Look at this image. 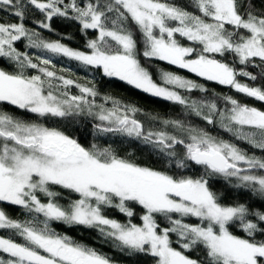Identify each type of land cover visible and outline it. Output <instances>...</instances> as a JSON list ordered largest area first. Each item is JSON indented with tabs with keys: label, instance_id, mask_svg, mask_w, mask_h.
Masks as SVG:
<instances>
[{
	"label": "snow or ice",
	"instance_id": "6c2138e0",
	"mask_svg": "<svg viewBox=\"0 0 264 264\" xmlns=\"http://www.w3.org/2000/svg\"><path fill=\"white\" fill-rule=\"evenodd\" d=\"M188 7L169 0H0V12L15 20H0V60L14 66L0 68V205L28 217L0 207V230L9 233L0 235V264H113L51 222L95 230L102 243L154 264H264V238L257 239L264 237V109L229 94L209 96L205 84L171 71H161L157 83L140 59L264 104V84L255 85L264 80V10L253 0H190ZM36 14L41 19L27 26ZM55 19L77 32L48 39L42 30L54 32ZM73 35L81 47L64 42ZM54 57L76 62L93 79L58 73ZM96 75L179 105L181 117L141 119L138 106L101 93ZM194 90L204 97L184 94ZM81 136L93 142L85 146ZM101 139L138 142L162 168L122 156L112 144L101 147ZM193 172L199 174H185ZM229 192L246 199L224 203ZM196 249L203 258L185 254Z\"/></svg>",
	"mask_w": 264,
	"mask_h": 264
},
{
	"label": "trees",
	"instance_id": "16d2710c",
	"mask_svg": "<svg viewBox=\"0 0 264 264\" xmlns=\"http://www.w3.org/2000/svg\"><path fill=\"white\" fill-rule=\"evenodd\" d=\"M169 2L179 6L188 7L190 0H169ZM253 4L256 11L264 10V0H253ZM188 10L192 11L193 9L191 7H188ZM38 19H41L39 14H36L35 16L30 15L28 17L27 26L29 27L33 26L34 20H38ZM0 20H3L5 22H15L13 17L6 15L3 12H0ZM52 27L54 29V32H48L47 30H42L43 35L48 39H58L61 34H73L77 32V27L75 24L63 22L59 19H55L52 21ZM137 39H139V36H137ZM64 42L69 44V46L73 48H79L83 43L79 35H73L70 41L65 40ZM31 51L38 52V50H31ZM140 59L141 62L146 67H148L149 71L153 76V79L157 83L161 82L159 78V73L161 71H171L176 74L185 76L186 78H192L200 83L205 84V86L209 90L208 92L209 96H211L212 93L229 94L235 96L237 99L241 100V102H246L251 106H256L258 108L264 109V104L254 101L252 99H247L244 96L235 93L233 90L229 89L226 86H221L213 82L204 81L202 78L195 77L194 74L189 73L186 70L178 69L175 66H171L163 61H159L155 59L149 61L144 59L142 56L140 57ZM228 59L230 60L231 57H228ZM53 60L56 64L55 70L58 73H60L61 70H63L64 75L68 76L69 78L75 79L80 83L91 81L93 79V74L91 72L83 70L74 61H69L67 59L60 57H54ZM0 68H5L6 70L12 71L14 69V66H11L10 63L6 60H0ZM248 70L258 75L260 73L259 67L253 68L249 66ZM240 79L241 82L252 83L250 81L245 80L244 78H240ZM95 82H96V86L100 89L101 93H107L111 96L116 97L117 99H120L124 103L134 104L138 106L140 109H142L143 113L140 116L141 119H145V114L151 116H157L159 118H179L181 117V114L183 112L181 106L145 94L140 90L128 86L125 82L119 81L116 78L101 80L100 77L96 75ZM260 84H264V80L258 79L255 82V85H260ZM184 94L189 95L193 99H200L203 98L205 95L204 93H200L198 90H194L192 93H184ZM189 119L191 120V122L203 126V122L200 121L199 118L189 117ZM50 126H55V125H50ZM208 130L212 132L214 135H219L224 139H231L229 134L223 132L222 130H219L218 128L208 126ZM80 142L85 146H88L93 141L91 137L85 139L83 136H81ZM95 142L98 143L101 147L107 146V144H112V147L117 149V151H119V153L122 156L131 154L132 158L137 160L138 163L146 164L148 166L155 168H162L161 162L158 161L154 155H149L148 150L143 148V146H141L138 142L129 143L127 141H120L119 139L117 140L116 143H112L111 139L107 140V144L104 139ZM241 147L247 148V145L241 144ZM249 151H251V149H249ZM185 174L186 175L191 174L195 176L198 175L199 172L185 173ZM222 187H223L222 183L214 184L215 189L219 190ZM234 199L244 200L246 199V197L237 196L235 192H229L227 193L225 200L223 202L229 203ZM61 202L66 203L65 200H62ZM0 207H2L6 211V213L11 217L19 218V219L28 218L24 214V211L22 209H18L14 206H8L6 204L0 205ZM109 215L121 221L126 219L124 216L119 215L115 211L110 212ZM134 222L139 223L138 220ZM190 222L195 223L197 221L195 218H191ZM51 226L56 231L61 233H66L67 235L73 237L75 240L88 244L89 246L94 247L98 251L106 254L112 259L113 264H154V261H152L148 257H144L143 255L128 256L124 253H121L119 250L113 248L110 243H102L101 238L98 236L95 230L85 229L83 227H69L59 222H51ZM232 230L237 235H241V236L244 235V233L240 231L238 228H233ZM0 235L7 236L9 235V233L6 230H0ZM261 238L264 237H257V239H261ZM173 240H175L174 236H173ZM173 246L179 247L175 243L173 244ZM185 254L193 259L203 258V251L201 249L188 251ZM0 257L6 258V254L0 253Z\"/></svg>",
	"mask_w": 264,
	"mask_h": 264
}]
</instances>
